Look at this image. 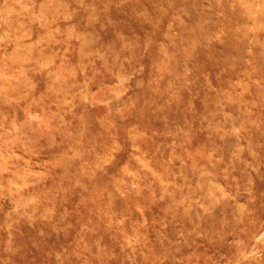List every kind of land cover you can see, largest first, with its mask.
<instances>
[{
  "label": "rangeland",
  "instance_id": "rangeland-1",
  "mask_svg": "<svg viewBox=\"0 0 264 264\" xmlns=\"http://www.w3.org/2000/svg\"><path fill=\"white\" fill-rule=\"evenodd\" d=\"M0 264H264V0H0Z\"/></svg>",
  "mask_w": 264,
  "mask_h": 264
},
{
  "label": "bare ground",
  "instance_id": "bare-ground-1",
  "mask_svg": "<svg viewBox=\"0 0 264 264\" xmlns=\"http://www.w3.org/2000/svg\"><path fill=\"white\" fill-rule=\"evenodd\" d=\"M236 41V40H235ZM239 42V41H238Z\"/></svg>",
  "mask_w": 264,
  "mask_h": 264
}]
</instances>
